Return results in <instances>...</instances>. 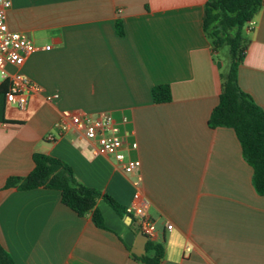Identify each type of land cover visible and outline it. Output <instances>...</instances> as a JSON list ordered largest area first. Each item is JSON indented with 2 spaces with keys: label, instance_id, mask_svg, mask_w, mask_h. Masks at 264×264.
I'll return each instance as SVG.
<instances>
[{
  "label": "crops",
  "instance_id": "0c3cea01",
  "mask_svg": "<svg viewBox=\"0 0 264 264\" xmlns=\"http://www.w3.org/2000/svg\"><path fill=\"white\" fill-rule=\"evenodd\" d=\"M207 1L12 0L9 29L38 50L9 70L43 88L23 111L5 102L0 116V244L15 264H142L133 257L136 225L103 199L106 229L65 206L59 191L3 189L32 172L37 153L66 162L124 209L138 193L156 223L160 264H264V196L235 132L208 126L222 81L203 31ZM253 23L238 79L264 110V6ZM159 85L170 86V103H154ZM63 111L111 115L128 158L141 162V185L112 157L95 156L79 130L48 142Z\"/></svg>",
  "mask_w": 264,
  "mask_h": 264
},
{
  "label": "trees",
  "instance_id": "16d2710c",
  "mask_svg": "<svg viewBox=\"0 0 264 264\" xmlns=\"http://www.w3.org/2000/svg\"><path fill=\"white\" fill-rule=\"evenodd\" d=\"M264 0H208L204 7L203 31L213 52L220 55L227 48V68L221 72L222 91L218 105L213 109L208 126L211 129H232L241 145L245 162L253 169V187L264 196V110L244 92L238 79L239 67L243 63L247 46L244 29L263 8ZM118 33L124 35L121 23ZM5 86L0 90V116L5 106ZM155 104L172 101L169 85L155 86L152 90ZM34 169L26 177H10L3 189L16 188L29 191L38 188L56 190L61 193L62 203L79 216H91L94 225L106 229L97 202L103 199L119 216L125 209L111 196L81 184L66 162L37 153L33 157ZM147 252L153 255L133 257L142 264H160L164 257L161 245L149 241ZM0 264H15L10 254L0 244Z\"/></svg>",
  "mask_w": 264,
  "mask_h": 264
},
{
  "label": "built area",
  "instance_id": "2783aa9c",
  "mask_svg": "<svg viewBox=\"0 0 264 264\" xmlns=\"http://www.w3.org/2000/svg\"><path fill=\"white\" fill-rule=\"evenodd\" d=\"M12 7V0H0V90L5 86V100L10 106L18 110H25L32 96L43 93V88L20 72H11L12 68L23 66L26 58L35 53L36 44L22 32L11 31L7 23V13ZM254 26L253 21L247 24L250 30ZM46 46L45 50H50ZM58 96H46L51 102ZM126 121V120H124ZM6 127L0 122V131ZM71 130H79L84 136L96 143L93 150L95 156L112 157L126 174H135V186L139 187L143 181L140 174V160L128 158L123 139L117 134L114 120L109 114L99 116L82 115L71 111H63L61 118L54 126L53 132L46 137L48 142H54L56 138L63 136ZM131 149H137V143L131 145ZM126 215L133 219L138 231L145 235L149 241L155 239L157 227L155 221L149 215L145 205L140 201V195H134L133 202L126 207ZM167 230L172 226L167 225ZM190 252V248H186Z\"/></svg>",
  "mask_w": 264,
  "mask_h": 264
},
{
  "label": "water",
  "instance_id": "95a60500",
  "mask_svg": "<svg viewBox=\"0 0 264 264\" xmlns=\"http://www.w3.org/2000/svg\"><path fill=\"white\" fill-rule=\"evenodd\" d=\"M131 222H134L132 218H130ZM148 238L140 233L137 236L136 244H135V249L133 250V254L136 255L137 257H142L146 253V245L148 243Z\"/></svg>",
  "mask_w": 264,
  "mask_h": 264
},
{
  "label": "rangeland",
  "instance_id": "374dc122",
  "mask_svg": "<svg viewBox=\"0 0 264 264\" xmlns=\"http://www.w3.org/2000/svg\"><path fill=\"white\" fill-rule=\"evenodd\" d=\"M226 52L227 48L224 50V52L222 54H220L217 58V61L220 62V66H221V72H224L227 68V64H228V59L226 58Z\"/></svg>",
  "mask_w": 264,
  "mask_h": 264
}]
</instances>
